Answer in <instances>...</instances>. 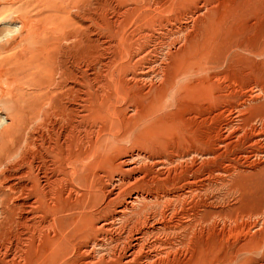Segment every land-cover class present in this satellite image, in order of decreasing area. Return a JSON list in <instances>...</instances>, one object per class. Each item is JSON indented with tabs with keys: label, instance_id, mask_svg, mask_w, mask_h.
<instances>
[{
	"label": "bare ground",
	"instance_id": "bare-ground-1",
	"mask_svg": "<svg viewBox=\"0 0 264 264\" xmlns=\"http://www.w3.org/2000/svg\"><path fill=\"white\" fill-rule=\"evenodd\" d=\"M120 1H105L102 13L95 8L80 15L83 39L72 62L64 56L57 63L43 64L60 78L50 73L37 84L11 78V84H28L38 93L13 91L11 85L5 88L0 83V108L5 105L11 111L8 121L0 125V264H53V258L62 261L70 254L83 258L82 264L97 263L105 256L115 264L168 262L171 237L186 230L199 209L214 205L206 197L188 200L212 183L236 199L241 193L233 181L238 168H251L264 158V113L260 128L252 126L245 133L241 127L244 105L259 95L247 87L241 102L222 106L226 97L221 95L217 81L222 74L216 69L201 85V99L194 108L201 122L196 116L184 119L194 127L189 130L194 145L187 151L190 164L183 161L186 166L168 170L163 157L150 156L142 166L139 154L113 157L112 147H97L102 136L111 137L120 129L122 120L128 122L159 105L173 107V98L168 99L178 77L193 74L200 66L216 68L219 53L204 63L191 56L206 57L201 51L206 32L226 10L240 5L239 0H196L193 8L187 6L169 20L151 19L125 39L118 28L123 10L111 12L120 9ZM239 7V15L256 19L259 31L246 23L237 32L251 33L247 35L251 45L264 53L260 48L264 0H245ZM115 43H121V48ZM52 48L35 49L44 54ZM186 56L190 64L184 66ZM107 73L121 102L107 92L103 83ZM56 87L63 93L55 92ZM7 95L10 99L5 101ZM105 102H110L108 107ZM34 119L42 130L33 133ZM216 119L224 123L213 130L200 129ZM228 153L233 155L226 161ZM259 214L263 217L264 208ZM221 216L216 214L212 220ZM105 245L107 255L96 257V250Z\"/></svg>",
	"mask_w": 264,
	"mask_h": 264
},
{
	"label": "rangeland",
	"instance_id": "rangeland-1",
	"mask_svg": "<svg viewBox=\"0 0 264 264\" xmlns=\"http://www.w3.org/2000/svg\"><path fill=\"white\" fill-rule=\"evenodd\" d=\"M105 1L108 2L109 0H64L63 2L57 0H0V72L3 76L0 83H3L5 88L7 85H11L13 91L22 89L30 93H38L28 84L25 85L20 82L11 84V78L18 79L19 77L23 82H31L32 84L42 81L50 73H52L50 74L52 78H60L57 72L46 71L48 67L43 66V64L51 65L64 56L69 58V63L72 62L71 58L77 51L79 42L83 39V32L80 31L85 26L80 20V15L93 11L95 8L96 11L100 10L102 13L103 10H106L103 8ZM125 1L122 3L121 0L120 9L111 12L123 10L120 17L121 24L118 28H120L122 38L130 39L142 24L154 18L172 19L176 14L181 13L183 8L187 6L193 8L191 4L196 0ZM202 1L199 0L198 2ZM244 1L239 0L237 4L240 3L241 5ZM101 5L104 6L100 8ZM239 6L235 8L233 6L231 7L233 9L226 10L221 19L214 23L210 27L211 29L209 28V32H206L205 40L203 39L201 44V51L207 54L206 57H201L199 54L191 56L194 60L204 63L206 60L212 59L215 53H219L220 64L216 68L198 66L199 68H196L193 74L178 77L175 80L177 86L175 85L176 88L168 99L173 98V107L159 105L153 107L149 112L139 113L128 122L122 120L120 129L111 137L102 136L97 147H112L110 154L113 157L139 154L142 156L139 159L142 166L146 163V158L150 156L163 157L169 163L168 170L179 169L190 164L192 156L187 155V151L194 145L189 130L194 129V127L186 124L184 119L196 116L197 120L201 122L198 113L195 111L196 103L198 99H201V85H203L205 78L212 74L213 69L220 70L222 74L221 81H217L221 95L226 97L222 106L237 105L241 102L247 87L253 88L257 92L259 96L254 101L247 102L248 105H244L245 107L242 109L245 121L241 127L245 133H249L252 126L260 128L263 118L261 115L264 113L261 110L264 108V53H260L255 46L251 45L250 37L247 36L251 33L240 35L237 32L238 28L243 27L246 23L256 24V19H248L250 14L239 15L242 13L240 10L242 7ZM151 16L153 17L151 18ZM261 25L264 26V21ZM255 28L259 31L256 25ZM260 31H262L263 36L260 48L263 49L264 27ZM97 32L103 31L97 28ZM115 44L118 49L122 46L121 43ZM39 45L54 47V49L52 48L51 52L44 54L39 53L35 49ZM229 50L231 51L229 52ZM183 59L185 60L184 66L190 64L187 56ZM76 70L80 75L81 70L78 68ZM81 74L84 77V74ZM197 74L199 75L197 76ZM103 83L111 98L119 99V102L123 100L122 96L119 97L118 93L114 91L112 75L105 74ZM191 85L195 86L190 87ZM56 88L55 92L63 93L59 87ZM8 99H10L9 95L4 100ZM126 102L127 100L122 104ZM109 103L105 102V106L108 107ZM122 107L125 108L126 105ZM0 109L1 125L8 121L11 111L5 105L1 106ZM211 114L213 113L211 112ZM204 118H210V115H205ZM221 121L222 119H216L210 123L206 122L201 124L200 129L213 130L217 124L224 123ZM33 127V133L42 130L41 123L39 125L36 119L33 121ZM92 140H95L93 136L91 137ZM197 145L199 146V144ZM232 155L228 153L226 161ZM221 159L224 161V158ZM221 159L216 161H222ZM116 176L115 178H117ZM233 181L237 182L241 190L236 199L227 194V189H222L212 183L209 185L210 187L206 186L205 189L196 193L193 199L188 200L189 203H193L206 197L207 202L214 205L205 209L203 207L204 211L199 209L202 211L197 219L186 230L184 229L175 237H171L170 241L167 242L170 245L167 248L171 251L168 262L161 261L160 264H171L170 262L173 260L176 262L174 264H264V215L258 217L264 208V158L251 168H238ZM216 214L222 215L216 219L218 223L212 220ZM199 222L201 223L199 224ZM215 224L218 225L214 226ZM252 226L256 227V232L249 231ZM108 250V245L102 246L101 249L96 250L95 255L96 257L105 256ZM69 256L62 261L53 258L51 262L53 264H82L84 261L76 254ZM101 259L94 264H115L108 262L110 257L105 256Z\"/></svg>",
	"mask_w": 264,
	"mask_h": 264
}]
</instances>
